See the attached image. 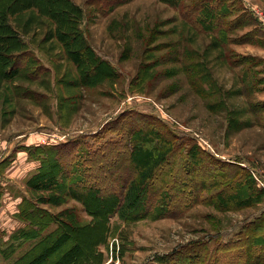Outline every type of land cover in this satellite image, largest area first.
I'll return each instance as SVG.
<instances>
[{"label": "rangeland", "instance_id": "374dc122", "mask_svg": "<svg viewBox=\"0 0 264 264\" xmlns=\"http://www.w3.org/2000/svg\"><path fill=\"white\" fill-rule=\"evenodd\" d=\"M53 1L48 14L8 18L30 42L28 65L0 57V264H48L108 225L102 264H264V0H226L232 11L212 28L187 14L194 0H61L67 14ZM142 117L175 132L179 152L234 159L222 175L250 168L246 190L204 189L178 213L151 205L143 217L138 182L122 212L96 187L70 192L73 179L36 185L59 169L52 146L126 142ZM25 230L32 238L17 237Z\"/></svg>", "mask_w": 264, "mask_h": 264}, {"label": "trees", "instance_id": "16d2710c", "mask_svg": "<svg viewBox=\"0 0 264 264\" xmlns=\"http://www.w3.org/2000/svg\"><path fill=\"white\" fill-rule=\"evenodd\" d=\"M165 1L176 4L178 7L182 6L184 2V0ZM194 1L187 14H197V19L207 28H212L208 25L217 24V21L223 20L232 11L229 10L232 2L227 5L226 0ZM51 2L52 0H0V8L5 6V9L1 8L2 11H0V57L6 56L14 59L15 63L12 66L16 65L22 68V66L28 65V61L31 60L30 51H32L29 46L30 42L26 39L25 32L17 31L8 18L13 13L22 14L26 11L34 16L38 12L48 14L49 10L52 11ZM53 3L54 8L60 12L68 13V7L61 4V0H54ZM5 28H9L12 33L5 32ZM16 66L13 70H17ZM153 117L161 126L167 128L161 119L155 115ZM142 122L143 124L138 126L139 123H135L132 129L126 131V134L130 135L126 142L123 139H117L110 143H104L100 148L93 150L83 147L81 142H77V145L76 140L65 142V147L52 146L55 150L52 160H55L54 164L59 169L50 177L44 176V173L41 172L38 175V180H35L36 185L43 184L52 189L57 186L52 179H61L62 181L73 179L67 187L70 192L72 188L79 190L80 187L90 191L91 188L96 187L99 190L98 196L102 194L101 201L110 200L119 203L121 206L118 212H122L124 206L120 201L124 198L121 196H131V192L134 190H130L128 193L127 191L138 182L140 188L146 190L143 196H148L149 200L141 201L133 208L135 210L133 213L143 217L151 214L152 207L155 205L160 207L157 211L158 214L178 213L177 210L183 209L184 205L191 206L195 203L204 189L222 188L221 192L228 193L230 196L234 195L231 197L232 199L235 198L236 193H243L246 190L245 187L249 181H243V176L248 175L247 172H250V168L239 166L232 174L222 175L218 171L234 164L231 161L234 159H222L205 150L201 154L199 151L198 154L192 151L189 153L179 152L177 145L171 144L172 137H177L175 132L168 129L170 132L164 134L157 130L156 125L148 121L147 118H143ZM187 137L190 140H198L193 133L188 134ZM77 146H80V149H77ZM150 151L152 154L148 156ZM140 152H143V157H139ZM143 161H146L147 164H143ZM57 173L60 176L56 178L55 174ZM45 177H48V183H45ZM71 195L72 193L69 194V196ZM75 197L79 198L78 195ZM82 199L84 200V198ZM84 201L86 202V200ZM123 201L125 202L127 199ZM151 205L152 207H150ZM166 207L169 209L174 207V209L163 211L162 209ZM109 212L110 210L107 214ZM129 213L127 211L122 216L127 218ZM100 218L103 223L107 222L101 215ZM96 223L97 221L92 226L94 227ZM105 225L107 224L105 223ZM106 227L105 236L110 229L109 225ZM22 232L24 231L18 234V238H32L34 234L29 230H25L24 235ZM105 236H101L98 242L88 248L86 244L77 243L74 250L64 251L59 258L50 259L48 264H102L103 259L97 247L105 239ZM80 254L83 255V258Z\"/></svg>", "mask_w": 264, "mask_h": 264}]
</instances>
